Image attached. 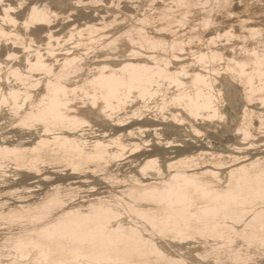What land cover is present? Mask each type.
Wrapping results in <instances>:
<instances>
[{
	"label": "bare ground",
	"instance_id": "bare-ground-1",
	"mask_svg": "<svg viewBox=\"0 0 264 264\" xmlns=\"http://www.w3.org/2000/svg\"><path fill=\"white\" fill-rule=\"evenodd\" d=\"M0 264H264V0H0Z\"/></svg>",
	"mask_w": 264,
	"mask_h": 264
},
{
	"label": "rangeland",
	"instance_id": "rangeland-1",
	"mask_svg": "<svg viewBox=\"0 0 264 264\" xmlns=\"http://www.w3.org/2000/svg\"><path fill=\"white\" fill-rule=\"evenodd\" d=\"M253 1V0H252Z\"/></svg>",
	"mask_w": 264,
	"mask_h": 264
}]
</instances>
